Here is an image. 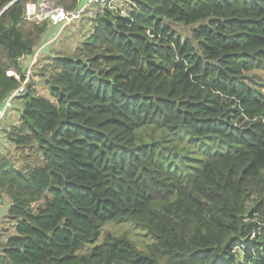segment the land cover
<instances>
[{
	"label": "trees",
	"instance_id": "trees-1",
	"mask_svg": "<svg viewBox=\"0 0 264 264\" xmlns=\"http://www.w3.org/2000/svg\"><path fill=\"white\" fill-rule=\"evenodd\" d=\"M25 1L0 0V106L24 81L17 59L50 33L22 20ZM123 9L97 14L70 55H49L39 76L54 102L29 78L16 120L0 123L14 148L0 153L12 229L0 259L264 264V0ZM121 221L142 229L145 248L102 232Z\"/></svg>",
	"mask_w": 264,
	"mask_h": 264
},
{
	"label": "built area",
	"instance_id": "built-area-1",
	"mask_svg": "<svg viewBox=\"0 0 264 264\" xmlns=\"http://www.w3.org/2000/svg\"><path fill=\"white\" fill-rule=\"evenodd\" d=\"M76 2L78 3L76 7L68 8L55 0L25 1L22 20L26 23L45 24L50 33L38 47L34 48L29 56L21 55L17 59V63L24 69V81L6 97L0 106V123L10 115L11 111L15 110V97L23 91L29 77H32V70L35 66L37 67L42 54L51 48H55L58 41L61 40L64 30L69 26L72 27V30L77 29V26L85 22V28L81 31L86 34L87 30L89 31L90 27L92 28L93 19L96 15L102 13L105 9L120 13L123 16L126 15L123 9L126 0H76ZM55 27H57L56 31ZM7 74L18 79V75L13 71H9Z\"/></svg>",
	"mask_w": 264,
	"mask_h": 264
},
{
	"label": "rangeland",
	"instance_id": "rangeland-1",
	"mask_svg": "<svg viewBox=\"0 0 264 264\" xmlns=\"http://www.w3.org/2000/svg\"><path fill=\"white\" fill-rule=\"evenodd\" d=\"M55 1L61 4L62 6L68 7V5L64 3H60V0H55ZM84 24L85 22L77 26V29H74V30H72L71 26H69L66 30H64L61 40L58 41L59 44L57 43L58 44L57 49L52 48L53 50L50 49L46 53H43L40 58L41 59L40 62L37 64V67L38 66L39 67L33 72L32 77H29L30 79L33 80L35 90L37 91V93L49 99L52 102H54V100L47 93L45 85L43 84V81L41 80V77L39 76L40 69L42 68V66H44L45 62L50 61V59L52 58V57L49 58V55L53 54L54 56L53 51H55L56 53H60V54L64 53V54L70 55L72 50L76 46V42H82L84 39H86L89 36V34L91 33L90 31L91 27L89 31L87 30V33L90 32L89 34L87 33L85 34L83 33V31H81L82 29L85 28ZM174 28L175 30H178L179 33L186 32V29L180 25H174ZM47 30L49 29L47 28ZM56 30H57V27H55V31ZM45 70L46 69H43V72H45ZM262 77H264V75H262ZM16 115L11 118H8L7 120L5 119L4 120L6 123L5 125L11 124V123L13 124V122L16 120ZM12 152H14L13 146L6 144L3 137L0 136V153H3V155H8ZM28 155L29 156L27 160L33 162L32 152H29ZM16 156H19L17 152H15V155L12 158L15 159ZM17 162H18L17 164L20 163V161H17ZM5 208L6 206L4 204L0 205V246L4 243L5 238L8 234V231H12L11 227L4 220L3 211L5 210ZM102 232H104V234L113 233L115 235L125 233L130 239H132L135 242L137 247L140 249L145 248V243L149 241L148 236L144 235V232H142V229L135 226L131 221H121L120 223H107L103 226ZM0 264H5V262L0 259Z\"/></svg>",
	"mask_w": 264,
	"mask_h": 264
},
{
	"label": "crops",
	"instance_id": "crops-1",
	"mask_svg": "<svg viewBox=\"0 0 264 264\" xmlns=\"http://www.w3.org/2000/svg\"><path fill=\"white\" fill-rule=\"evenodd\" d=\"M76 42V41H75ZM14 112V111H13ZM4 123V122H3ZM3 123H2V125H3Z\"/></svg>",
	"mask_w": 264,
	"mask_h": 264
},
{
	"label": "water",
	"instance_id": "water-1",
	"mask_svg": "<svg viewBox=\"0 0 264 264\" xmlns=\"http://www.w3.org/2000/svg\"><path fill=\"white\" fill-rule=\"evenodd\" d=\"M16 1V0H15Z\"/></svg>",
	"mask_w": 264,
	"mask_h": 264
}]
</instances>
